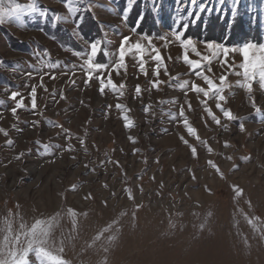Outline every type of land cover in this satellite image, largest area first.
I'll return each instance as SVG.
<instances>
[{
  "label": "rangeland",
  "instance_id": "374dc122",
  "mask_svg": "<svg viewBox=\"0 0 264 264\" xmlns=\"http://www.w3.org/2000/svg\"><path fill=\"white\" fill-rule=\"evenodd\" d=\"M31 2L3 0L0 6ZM36 5L35 13L0 22V128L8 132L7 137L0 133V260L10 248L5 242L17 236L26 244L27 236L44 240L50 264H264V90L258 72L255 82L244 79L242 52L229 51L227 66L221 64L223 48L245 43L189 32L203 18L229 16L232 22L241 11L264 30V0H241L238 6L234 0H36ZM135 8L140 16H133ZM146 14L152 33L149 27L141 30ZM176 32L193 41L195 53L182 49L172 36ZM149 34L162 58L158 89L151 83L157 79L151 58L156 53L147 40H141L147 75L133 54H126V69L119 75L113 70L122 37L134 44ZM96 41L103 47L94 62L108 67L85 84L78 65ZM208 43L214 47L207 48ZM248 43L256 45L248 55L251 72V63L264 56L259 51L264 44ZM184 54L204 65L195 71L223 88L222 103L237 119L226 120L215 97L207 99V108L227 129L210 118L203 93L191 90L193 83L209 86L184 63ZM51 63L57 67H48ZM109 74L116 85L124 83L123 95L119 89L99 92L96 77L107 83ZM247 83L251 93L240 87ZM12 91L26 106L15 115ZM181 107L199 140L185 129ZM123 115L132 127H125ZM33 121L39 123L33 126ZM69 143L73 151L66 150ZM28 260L44 264L35 253Z\"/></svg>",
  "mask_w": 264,
  "mask_h": 264
},
{
  "label": "snow or ice",
  "instance_id": "6c2138e0",
  "mask_svg": "<svg viewBox=\"0 0 264 264\" xmlns=\"http://www.w3.org/2000/svg\"><path fill=\"white\" fill-rule=\"evenodd\" d=\"M9 3H12V0H9ZM191 3L196 4V0H191ZM240 3H241V0H234V5L238 6ZM2 4H3V0H0V5H2ZM37 10L38 9H37V5H36V0H32L31 3L25 4V5L15 3L10 8H5V7L0 6V22H2L5 17H18L22 13L27 12V13L31 14V13L37 12ZM204 10H205V7L203 4H201L200 5V11H204ZM233 10L238 11V8L234 7ZM73 11H74V9H73ZM125 11H127V10H125ZM40 14L43 16L44 12L41 11ZM57 19H59V17H57ZM121 19L124 22H127L128 17L126 14L121 13ZM137 31H139V30H137ZM172 36H174L175 41L179 42L182 49L186 50L187 48L191 47L192 51L194 53L196 52V47L193 44V41L191 39L184 38L183 33L176 32V33H173ZM159 39L161 41H165V40H170L171 37L159 36ZM141 40H147L148 47L151 48L152 51L156 53V55L152 56L151 58L156 63V71L154 72V75L157 77V79L152 81L151 83H152L153 88L158 89L160 84L163 83L162 81H160L158 79L159 69L162 66V64H161L162 58L158 54V49H156L154 47V45L152 44L150 34L149 35H142L140 40H137L134 44L129 43V37L128 36H123L121 39L120 45H119V49H118V59L113 66V70L117 72V75H119V71L121 69H126V64H125L126 54H133V59L137 60L139 63V71H141L142 73L147 75V72L145 70L146 61L144 60V56L147 54V49L141 43ZM102 47H103L102 41L90 42V52L86 54V58L83 59V63L78 65V67L81 70H83L86 74L85 84H87L91 81L92 76L95 72H100V71H102L108 67V65L106 63L94 62L95 58H97L101 54L100 49ZM213 47H214V45L212 43L207 44V48L212 49ZM255 48H256V45L249 44V43H245L242 46V48H239V49H231L230 50V49L225 47L222 49L225 59L223 61H221V64L224 67L227 66V54L229 51L242 52L245 63H241L239 65V67L244 70L243 71L244 79L246 81L252 80L253 82H255V77H256L257 72H258L259 82H260L259 87L262 90H264V56H261L257 62L251 63L252 71L251 72L249 71V62H248L249 50L255 49ZM259 51L261 53H264V45L259 46ZM220 52H221L220 47L216 46V57H217V59L219 58ZM76 55L79 57V56H82L83 54L81 52H77ZM204 59L208 60L209 58L205 57ZM183 61L185 64L189 65L193 69V71H195L196 69H199L201 67H204V65H202L199 61L194 62V61L190 60L189 56L187 54L183 55ZM210 63H211V61L209 60V64ZM48 67L56 68L57 64L51 63L48 65ZM209 70H210V67H209ZM28 75L31 76V73H28ZM195 75H197L198 77L202 76L204 81L208 84L209 88L206 90L205 88H202V87L193 83L191 85V90L197 94L203 93L205 100L201 101V103H203L205 105V110L208 112V115L218 126H222L223 128L227 129L228 124L222 125L221 119L218 118L216 115H214L210 108H207V99L210 97H215V99H216L215 107L217 110H219L223 114V117L228 121H235L237 119V117L233 114L231 109L224 107V103H222V102H226V97L223 94H221L223 91V88L217 87L213 83V81L211 79H209L208 76L204 75L202 72L195 71ZM51 78L55 79L56 77H55V75H52ZM96 79L99 80L100 87L98 90L101 94H104L105 89L109 88L113 92H116L119 89L121 95H123V89L125 88L124 83H121L120 85H116L111 78V74H109V76L107 78V83H105V80L102 76H97ZM41 80H43V77H41ZM220 81H221V85H223L225 83V77L221 76ZM71 83L73 85H75L76 81L73 80V81H71ZM186 86H187V81L183 85H181V88H184ZM39 87L44 88V90L47 91V88L44 87L43 83H41L39 85ZM240 87L246 88L249 93H251L253 90L251 83L242 84V85H240ZM135 94H136V96L141 95V87L139 85H137L135 87ZM185 95H187V93H185ZM18 96H20V93L17 91H12L10 93L9 99L12 101H15V106L10 109V111L12 112L13 115H15L19 109L26 107L24 105L23 98L18 100L17 99ZM30 96L32 98L31 99V109L34 111L37 108V103H36L37 87L36 86L32 87L31 92H30ZM61 98H64L63 94H61ZM109 107H111V106H109ZM116 107L118 109H123L124 106L117 104ZM150 107H151L150 105L144 106L143 110L146 114L149 112ZM252 107L254 108L255 112L258 115L261 113V109L256 106L255 99H253ZM190 108H191V105L189 104V109ZM179 116L181 118H183V125H184L185 129L187 130L189 136H195L199 140V136L197 135V131L195 128L190 126L189 121H188L187 117L185 116L183 107H181V109H180ZM122 119L125 121V127H132L133 126V122L129 119L128 115H123ZM32 123H33V126H36L39 122L33 121ZM239 128H240V131L243 132L245 130L244 124L240 123ZM65 131H67V130H65ZM0 133H2L6 137L8 136V132L3 128H0ZM70 138H71V136H69V139ZM181 140L186 145L188 144V141L184 140L183 137H181ZM131 142H135V140L132 139ZM80 143L83 145L84 140L81 139ZM6 144H7V146H11L13 144V141L11 139H8L6 141ZM228 146H229L228 142H225V147H228ZM45 150H47V146H45ZM66 150L73 151L74 149H73V146L69 143L67 145ZM191 151L194 154H197L196 148L192 147ZM22 155H23V153L19 154L17 156V159L21 158ZM242 159L247 160L248 158L244 157ZM74 189H75V186H73V190ZM24 240L26 241V244L25 243L22 244L20 242L19 237L13 236V239L11 242H5V246L8 247L10 245V248L7 252V257L5 259L0 260V264H29L28 257H29L30 253H35V256L37 258H39L41 261H43L44 264H50V261L47 258L44 240L37 237L35 239V241H33L27 236L24 237ZM0 251H2V250H0Z\"/></svg>",
  "mask_w": 264,
  "mask_h": 264
},
{
  "label": "trees",
  "instance_id": "16d2710c",
  "mask_svg": "<svg viewBox=\"0 0 264 264\" xmlns=\"http://www.w3.org/2000/svg\"><path fill=\"white\" fill-rule=\"evenodd\" d=\"M133 13V16L137 17L140 16L141 11L135 8ZM219 16L213 15L207 19L203 18V20L196 25L195 29H190L189 32L196 34V36L198 35L197 37L202 35L214 36L217 40H226L233 44H244L248 42L264 44L263 26L260 25L259 21L253 22L249 19L246 11H241L232 22L228 15V17L225 18ZM146 17L148 18L147 14L141 23V30L149 27L147 32L152 33L154 28L153 24H148V22L145 21L147 19ZM93 29L94 28H91L90 31ZM142 32L145 31L142 30Z\"/></svg>",
  "mask_w": 264,
  "mask_h": 264
},
{
  "label": "bare ground",
  "instance_id": "6f19581e",
  "mask_svg": "<svg viewBox=\"0 0 264 264\" xmlns=\"http://www.w3.org/2000/svg\"><path fill=\"white\" fill-rule=\"evenodd\" d=\"M229 155V154H228Z\"/></svg>",
  "mask_w": 264,
  "mask_h": 264
}]
</instances>
